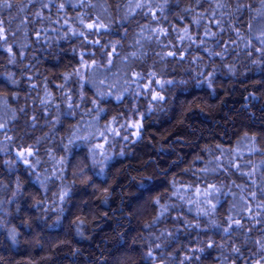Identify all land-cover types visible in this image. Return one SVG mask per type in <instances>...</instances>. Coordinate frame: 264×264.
I'll list each match as a JSON object with an SVG mask.
<instances>
[{
	"label": "clouds",
	"instance_id": "obj_1",
	"mask_svg": "<svg viewBox=\"0 0 264 264\" xmlns=\"http://www.w3.org/2000/svg\"><path fill=\"white\" fill-rule=\"evenodd\" d=\"M0 264H264V0H0Z\"/></svg>",
	"mask_w": 264,
	"mask_h": 264
}]
</instances>
